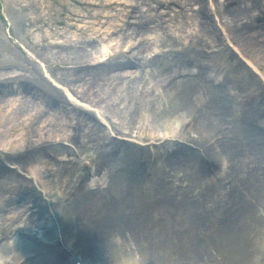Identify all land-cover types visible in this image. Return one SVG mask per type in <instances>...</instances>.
<instances>
[{
    "label": "rangeland",
    "instance_id": "obj_1",
    "mask_svg": "<svg viewBox=\"0 0 264 264\" xmlns=\"http://www.w3.org/2000/svg\"><path fill=\"white\" fill-rule=\"evenodd\" d=\"M206 15L207 23H203L202 17ZM69 43L78 47L70 48ZM187 52L196 53L189 65L182 56ZM61 60L71 61L66 67L79 68L66 69ZM126 60L131 67L120 66ZM176 61L186 62L179 68L187 70L182 72L184 77L202 72L207 83L209 78L215 83L220 81L219 68L232 74L228 71L236 62L249 64L254 74L252 80L243 82L235 78L234 84L248 94L246 108L253 107L249 93L255 88L259 93L258 104L263 106L264 91L259 90L264 89V0H0V114L15 117L12 123L16 125L13 131L4 133L8 122L1 121L0 154H8L11 145L20 149L28 141L35 147L39 145L41 150L27 156L23 164L4 161L15 176L0 177V184L4 183L1 189L18 187L14 192L18 194L20 189L22 194H18L14 206L0 209V244L6 252L0 254V264H20L25 258L24 263L31 264L30 257L38 246L36 238L43 243L48 241L42 237L39 216L27 213L34 212L37 206L50 214L58 208L66 211V204L75 192L74 183L82 181L83 171L77 166L85 167V183L95 190L92 184L98 176L91 174L96 166V148L107 141L96 127L113 140L145 143L143 137L137 136L142 121L132 116L141 91H146L140 107L145 124L155 127L159 136L168 134L165 131L159 134L161 123L152 118L151 109L156 98L161 105L172 99L174 84L180 76L175 78L176 65L168 66ZM36 67L47 69L50 83L63 92L60 107L46 104L41 96L43 88L40 96L28 88L30 83H38ZM54 79L72 95H67L65 87ZM24 82L29 83L28 87ZM82 92L94 94L95 101L100 103L88 102ZM230 94L238 99L241 93L231 90ZM40 111L45 113L42 120L47 117L53 123L47 127V133L43 123L38 122ZM85 112L91 115V118L87 115L88 122L96 123L95 127L90 128L89 123L85 126L79 120ZM54 117H61V121L52 120ZM177 121L172 117L165 124L170 126ZM114 124L119 131L111 128ZM182 128L178 126L173 135L182 137ZM73 131L80 148L67 138ZM206 161L200 167L188 162L177 165L172 175L175 191L188 192L192 183L185 177L190 172L191 178L197 179L196 184L201 178V194H195L193 200L208 209L204 187L219 188L220 183L226 190L236 189L238 175L235 157L230 159L226 154L216 157L212 164ZM71 163L77 171L67 176L63 172ZM163 163L159 158V164ZM221 164L226 176H219L223 174ZM30 193L33 197L27 201ZM208 212L209 225L226 224L237 214L231 208ZM44 222L56 223L54 216L44 218ZM260 236L264 239V233ZM216 251L212 249L209 254ZM74 252H70V264H83ZM133 255V260L116 264H139L137 254Z\"/></svg>",
    "mask_w": 264,
    "mask_h": 264
},
{
    "label": "bare ground",
    "instance_id": "obj_2",
    "mask_svg": "<svg viewBox=\"0 0 264 264\" xmlns=\"http://www.w3.org/2000/svg\"><path fill=\"white\" fill-rule=\"evenodd\" d=\"M206 16L202 17L203 23H207ZM69 44L70 48L78 47ZM195 54L187 52L182 55L187 65ZM186 62L178 64L176 61L168 66L176 65L178 72L175 78L180 76L174 84L175 93L163 105L156 98L151 109L152 118L161 123L159 134L165 131L168 133L165 135L172 134L173 137L159 136L155 127L149 128L145 124L140 107L146 91L140 92L139 104L135 103L132 110L133 118L142 121L137 136L143 137L145 143L113 140L96 127V131L107 141L96 148L95 174L98 178L92 184L95 190L89 189L85 183V167L77 166L83 171L82 181L74 183L75 192L70 196L69 204H66V211L58 208L50 214L47 209L37 206L34 212L27 213L29 216H39L42 237L48 241L43 243L36 238L38 246L30 257L31 264H70L68 259L73 250L74 256H78L83 264H116L133 260L134 252L139 264H264V239L260 236L264 233V104H258L259 93L255 88L249 93L253 107L246 108L249 96L243 93L244 89H239V84H234L235 78L247 82L252 80L254 74L249 64L236 62L228 71L232 74L219 68L218 72L222 75L220 81L215 83L209 78L207 83L203 80L202 72L184 77L182 72L187 70L181 71L179 68L180 65L185 66ZM60 63L71 71L79 68L66 67L71 63L70 60ZM130 65L128 60L120 63L123 67ZM233 75L234 78L229 77ZM35 81L38 83H30L29 87V83L24 84L38 96L43 88L41 96L46 104L53 108L60 107L63 92L50 83L47 69L37 68ZM61 85L65 87L66 94L71 96L72 92ZM262 88L260 92L264 91ZM231 90L240 91L238 99L230 94ZM83 97L88 102L100 103L89 92ZM85 113L83 119L79 120L84 121L86 126L91 115ZM44 115V111L37 112V118L40 117L38 122L43 123L44 133H47V127L53 123L47 117L42 120ZM7 116L0 114V123L8 122L4 133L16 127L12 123L15 117ZM71 117L73 120L74 117ZM172 117L178 120L176 124H165ZM53 119L61 121V117ZM96 125L89 123L90 128ZM178 126L183 127L182 137L173 135ZM111 128L119 131L117 124ZM67 138L80 148L81 143L75 131ZM11 146L12 150L8 154H0L2 178L15 176L5 166V160L23 164L27 156L41 151L39 145L35 147L29 141L20 149ZM64 151L69 152V149L64 147ZM226 154L230 159H236L237 187L226 190L220 183L219 188L215 185L204 187L209 201L208 209L206 205L193 200L195 194H201V178L196 184L197 179L191 178V172L187 177L183 174L192 183L188 192L174 190L175 176L172 171L175 166L188 162L200 167V163L205 164L208 160L212 164L216 157ZM159 158L164 160L163 164H159ZM71 165L73 163L66 165V170L63 168L67 176L77 171ZM102 185L106 186L100 189ZM1 186L4 183L0 184V209L3 210L14 206L18 194L22 193L20 189L18 194L14 192L18 187L3 190ZM28 196L27 201L33 194ZM228 208L237 212L232 220L226 224L209 225L208 211ZM48 216H54V225L45 224L44 218L46 220ZM212 249H217L214 255L209 254ZM5 253L4 246L0 244V254ZM25 260L20 264H25Z\"/></svg>",
    "mask_w": 264,
    "mask_h": 264
}]
</instances>
